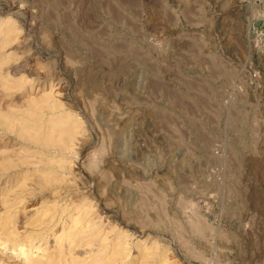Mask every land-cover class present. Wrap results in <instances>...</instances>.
<instances>
[{
  "label": "rangeland",
  "instance_id": "1",
  "mask_svg": "<svg viewBox=\"0 0 264 264\" xmlns=\"http://www.w3.org/2000/svg\"><path fill=\"white\" fill-rule=\"evenodd\" d=\"M0 264H264V0H0Z\"/></svg>",
  "mask_w": 264,
  "mask_h": 264
},
{
  "label": "bare ground",
  "instance_id": "2",
  "mask_svg": "<svg viewBox=\"0 0 264 264\" xmlns=\"http://www.w3.org/2000/svg\"><path fill=\"white\" fill-rule=\"evenodd\" d=\"M18 124H19V122H18ZM15 128H16V127H15ZM18 130H19V129H18ZM43 136H44V135H43ZM42 138H44V137H42ZM28 160H29V159H28ZM28 160H27V161H28ZM20 161H21V160H20ZM200 228H201V227H200ZM200 230H201V229H200ZM165 260H166V259H165Z\"/></svg>",
  "mask_w": 264,
  "mask_h": 264
}]
</instances>
